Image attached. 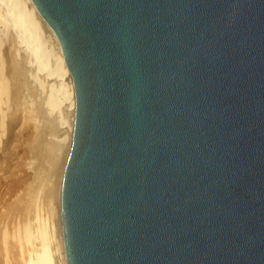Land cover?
<instances>
[{
  "label": "water",
  "instance_id": "obj_1",
  "mask_svg": "<svg viewBox=\"0 0 264 264\" xmlns=\"http://www.w3.org/2000/svg\"><path fill=\"white\" fill-rule=\"evenodd\" d=\"M75 88L67 264H264V0H33Z\"/></svg>",
  "mask_w": 264,
  "mask_h": 264
},
{
  "label": "bare ground",
  "instance_id": "obj_2",
  "mask_svg": "<svg viewBox=\"0 0 264 264\" xmlns=\"http://www.w3.org/2000/svg\"><path fill=\"white\" fill-rule=\"evenodd\" d=\"M11 30L14 32H10L11 34H9V31ZM40 71L41 73H43L44 71V73L46 72L50 76H58L59 80L50 81L48 82V84H45V82L43 81L44 79H41V77L39 76ZM39 95H42V100L39 103L41 108L38 109L35 104V100ZM61 100L62 104L63 102L66 103L68 116H64L62 114L58 115V121L61 123H65L66 125V127H64L66 128L65 132L61 127V131L64 132L63 134H60L61 138L62 140L67 141L63 153L60 151L62 153L61 163L59 164V166H54V168H58V173L56 174L57 177L55 179L56 183L54 184L52 182L55 185V190L52 194V198L54 201V206L52 207V209L54 208L55 212L54 209L52 210V212L56 213L58 216V227H56L57 231L55 234L50 233L48 224L41 217V210L39 211L38 206H36L35 212L31 215L32 222H28L25 224L23 235L20 236V243L22 242L26 247L22 264H67L64 244V222L62 216L61 192L64 172L72 146V136L76 111L75 88L72 74L66 63L60 41L58 40L51 26L40 13L34 1L0 0L1 162H3L4 160V150L6 148L4 146L1 147V142L6 129L8 130L9 128L8 120L15 121L16 119H18L16 117V114L17 116L20 113L22 115V112L26 109H30L29 112H32V118H35L36 116L39 119L41 116H43V119L45 115L51 112V110H54L58 107ZM61 106L63 107V105ZM62 107L60 108V110L62 109ZM54 124L55 123H53V126H51L54 127ZM58 128H60V126L54 129L57 130ZM51 129L49 130L51 131ZM44 131L42 129V134L45 133ZM62 144H64V142ZM58 150H60V148H58ZM38 159L41 160V158ZM54 159L55 158H53L52 160L54 161ZM1 164L2 163H0V166ZM4 166L5 165L3 164V168H5ZM40 170L42 169L40 168ZM52 170L54 169L52 168ZM50 174L51 173H49L48 176L52 175ZM49 204L50 203H48V205ZM52 242H54V245L52 244ZM55 254L57 257L53 256ZM53 258L57 259L56 263L54 262L55 260Z\"/></svg>",
  "mask_w": 264,
  "mask_h": 264
},
{
  "label": "rangeland",
  "instance_id": "obj_3",
  "mask_svg": "<svg viewBox=\"0 0 264 264\" xmlns=\"http://www.w3.org/2000/svg\"><path fill=\"white\" fill-rule=\"evenodd\" d=\"M10 32L14 31H9V34H11ZM43 73L40 71L39 76L41 79H44L43 81L45 84H48L50 81L59 80L58 76H50L46 72L44 74ZM41 96L42 95H39L36 98L37 101L35 100V104L38 109L41 108L39 104L42 100ZM61 105H63V107ZM60 106L62 107L61 110ZM66 108V103L63 102L62 104L61 100L58 107L54 109L55 112L54 110H51V112L45 115L43 119V116L39 119L36 116L35 118H32V112L30 113V109H26L22 112V115L21 113L18 114V116L16 114L18 119L15 121L8 120L9 128L8 130L6 129L1 142V147H6L4 150L5 156L3 162H1L2 158L0 156V163H2L0 166V168H2L0 169V264H22L26 247L22 242L20 243V236L23 235L25 224L32 222L31 215L35 212L36 206H38L39 211L41 210V217L48 224L50 233L55 234L57 231L56 227H58V216L54 213V208V212H52V207L54 206L52 194L55 190L54 184L56 183L55 179L57 177L56 174L58 173V168H54V166H59L61 163V155L64 151L65 145L67 144V141L62 140L60 135L66 131V128H64L66 125L65 123L58 121L59 114L68 116ZM53 123L57 126L54 124V127H52ZM59 126L60 128L57 130L54 129ZM61 127L62 130L64 129V132L61 131ZM46 128L49 133L46 131ZM42 129L43 131L45 130L44 134H42ZM49 129H51V131ZM63 142L64 144H62ZM57 147L60 148V150H58ZM38 158H41V160ZM53 158L56 159H54L55 162L52 160ZM3 164L6 169L3 168ZM40 168L42 170H40ZM52 168L54 170H52ZM49 173L52 175L50 174L51 176H48ZM48 203L50 204L48 205ZM52 244L54 245V242H52ZM53 256L55 257L56 254ZM53 259L56 263L57 259Z\"/></svg>",
  "mask_w": 264,
  "mask_h": 264
}]
</instances>
